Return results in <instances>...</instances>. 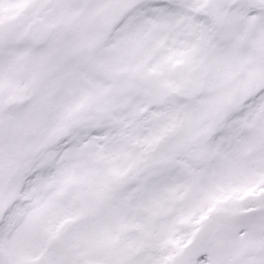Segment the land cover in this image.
<instances>
[{"label":"snow or ice","instance_id":"6c2138e0","mask_svg":"<svg viewBox=\"0 0 264 264\" xmlns=\"http://www.w3.org/2000/svg\"><path fill=\"white\" fill-rule=\"evenodd\" d=\"M0 264H264V0H0Z\"/></svg>","mask_w":264,"mask_h":264}]
</instances>
